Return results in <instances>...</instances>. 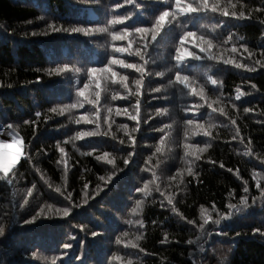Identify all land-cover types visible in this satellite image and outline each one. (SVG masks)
Instances as JSON below:
<instances>
[{"label":"trees","instance_id":"16d2710c","mask_svg":"<svg viewBox=\"0 0 264 264\" xmlns=\"http://www.w3.org/2000/svg\"><path fill=\"white\" fill-rule=\"evenodd\" d=\"M184 2L195 6L196 0ZM213 3L217 12L173 18L175 0H0V125L11 124L24 144L10 172L0 171V226L6 233L0 237V264H264V197L257 187H264V0ZM161 11L170 16L146 52L138 34L112 39L124 27L113 19L127 13L124 24L149 27ZM49 24L69 30L52 31ZM72 27L89 31L74 33ZM185 31L197 34L186 41V50L203 58L186 57L177 66L175 49ZM199 36L212 40L216 59L196 47ZM124 47H139L148 63L114 51ZM113 57L145 68L136 121L116 110L135 114L139 73L112 66L129 77L127 89L102 72L88 78L89 68L108 66ZM65 66L68 71H55ZM178 67L191 87L204 89L203 99L175 81ZM84 84L88 100L99 92L95 104L79 95ZM97 109L99 127L85 123L84 117L97 119ZM77 132L98 134L77 139ZM129 135L135 153L124 165L132 151ZM244 195L246 205L240 204ZM201 207L213 219L217 211L232 215L220 225L209 222L202 232ZM36 213L34 222H25Z\"/></svg>","mask_w":264,"mask_h":264},{"label":"snow or ice","instance_id":"6c2138e0","mask_svg":"<svg viewBox=\"0 0 264 264\" xmlns=\"http://www.w3.org/2000/svg\"><path fill=\"white\" fill-rule=\"evenodd\" d=\"M125 2L126 3H132V0H125ZM116 7L120 8L121 4L117 3ZM209 9L212 12H217L218 11V6L215 3L210 5L209 4V0H196L195 6L193 5V3H185L184 0H175V10L171 13V16L173 18H175L176 16H182V15H187V14L200 13L202 11H208ZM221 14L224 15V16H227L229 13L226 10H221ZM232 15L236 16V13L232 12ZM169 16H170V12L169 11H161L160 14L157 17H155V20L151 24V26H149V27H137V26L130 25V24H124L125 20L130 19V14L125 13L123 16L117 17L116 19H113L111 21L112 24H122V25H124L123 31H121V32L113 31L111 33L112 39L113 40H128L130 35L131 36H135V35L138 34L141 37V43L143 44L144 50L146 52V50L150 46V42L151 41H155L157 39V36L159 35L160 31L164 28V26H165V18L169 17ZM240 16L243 17V13H241ZM48 27L52 31H61V30L68 31L69 30V29L58 28L54 24H49ZM130 28L132 30L131 33L129 32ZM70 31L74 32V33L84 32L85 34H87L89 30L85 29V28H81V27H72L70 29ZM32 34L35 35L36 33L34 32ZM196 35L197 34L195 32H193V31H185L183 33V35L179 38V45L175 49V61L177 62V66L182 64L185 61L186 57H191L194 60H200V59L203 58V57L195 54L194 52L187 51L186 48H185L186 41H188L189 38H191V37H196ZM196 47L199 48V51L201 53H207L208 54L207 55L208 59H216L217 58L214 55H212L211 51H210L213 48L212 40L205 39L204 36H199L197 38V41H196ZM114 51L116 53H125V52H127L129 56H132V55L138 56L140 58V60L143 61L144 64L148 63L147 60H145V56L143 54H141V50H140L139 47L134 52L129 51L128 47L115 48ZM233 51H235V49H233ZM224 63L228 64V63H232V61L224 60ZM113 65H119V67L122 68V69H134L135 72L140 74L139 78L134 80V83H135V86H136V92L134 93V95L136 97L135 114L128 113V110L126 108L122 109V110L121 109H117L116 110V115H120L121 112H123V114L129 116L130 120L136 121L137 120V116H138L139 111H140V107L139 106H140L141 101H140V98H139V93H140V89H141V87H142V85L144 83V79H145V68L142 65H139V64H136V63H128V62H126L125 59H116L115 57H113L110 61H108V66H105V67H102V68H96V67L89 68L88 69V78L90 80H92L93 77H95L98 72H102V73L108 75L113 80H117V77H118L117 82L119 84H122L124 86V88L127 89L128 88L127 81L129 79V77L127 75H120L117 71H114L113 68H112ZM236 67L240 68V67H247V66L246 65H241V64H236ZM248 70L249 71H255L254 68H249ZM55 71H57V72H66V71H68V69H67V66H65L62 69H55ZM75 71H80V70L79 69H75ZM158 75L162 76L163 73H158ZM209 79L211 80V77ZM175 81L178 82L179 84H183L186 87H188L190 89L191 93L194 96H200L201 99L204 98V89L200 88V90L197 91L196 88L191 87V84L189 83V77L187 75H181L179 67L177 68V71L175 73ZM211 82L213 84L217 83L216 80H211ZM88 87H89V84H84L83 88L79 92V95L81 97H85V100L89 104H95L96 101L99 99V92L96 93V98L95 99L88 100L87 97L85 96V92L87 91ZM96 87L99 88L98 81L96 82ZM252 87L255 88L256 86L252 85ZM153 91L160 92L161 89L160 88H155V89H153ZM236 93H237L236 99L239 100L241 95H242V93L240 92L239 88L236 89ZM113 99H115V97H113ZM81 106H83V105H81ZM70 107H76V105L73 104ZM208 107L211 108L212 105L208 104ZM51 111L56 112L57 109L53 108V109H51ZM244 111L247 112V111H250V109L246 108ZM111 112H112V110L108 109L109 115L111 114ZM160 114H162V113H160ZM35 116L39 117L40 113L39 112L35 113ZM96 116H97V119L95 121L89 120L88 117H84L83 118L84 122L85 123H93V122H95L97 124V126L99 127V119H98V117H99V109H97V111H96ZM34 122L35 121H32V123H34ZM80 122L81 121L79 119L76 120L77 124H79ZM25 123H29V121H25ZM186 123L189 124V125H192L194 123V121L189 119V120L186 121ZM232 124L235 125L236 121L232 120ZM7 127L9 129H11L12 125L8 124ZM108 127H109V129H111V124H109ZM138 127H139V125H137L136 128H133L132 131L135 132ZM164 127L167 128L168 125H165ZM200 127H203V126L201 125ZM120 128L127 130L128 125L127 124H121ZM161 131H163V129H161ZM97 134H98L97 132H86V133L85 132H77L76 138L79 139V138H82L84 136H95ZM107 134L108 133H105V135H107ZM205 135H208V133L205 132ZM238 135H239V130H237V136ZM113 138H115V137H113ZM233 139H236V137L234 136ZM15 141H18V140H14V142ZM0 143H3L5 145V147H6V149H7V146L9 144L7 143V141L5 139H0ZM124 143H125L124 140L120 141V144L123 145ZM128 143H129V146L132 148V151H129L128 154H127V158L123 160L124 165H127L129 163L130 159L132 158V156L135 153V138H134V136H132V135L128 136ZM161 143H163V141H161ZM57 147H59L60 152L63 154L64 151H65L64 148L60 147V145H57ZM189 147H194V146L187 145V144L185 145L186 149L189 148ZM160 150H161L160 147H156V152H160ZM84 154L87 155L88 153H84ZM245 154L246 155L251 154L250 148H249V151L246 152ZM107 155L108 154L105 153V156H107ZM97 159L99 160L100 157L98 156ZM107 163L108 164H113L114 161L109 159V160H107ZM220 167L223 168L224 165L221 164ZM8 171H9V167H6L5 171H3V172L4 173H8ZM228 171L232 172L233 170L231 168H229ZM189 173L192 174L191 169H189ZM237 175H239L238 172H237ZM0 179H3V177H0ZM100 179L103 180L104 177H100ZM10 182L11 181H9V183ZM33 187H35V185H33ZM87 187H88V185L85 184L84 188L86 189ZM97 187L99 188V186H97ZM257 187L260 189L261 196L264 197V187H261L260 185H257ZM146 189H147V185H145V187L143 189H140V191L141 192H145ZM59 191H60V189H57V192H59ZM243 192L245 194H247L249 192V188L247 186V181L244 182ZM97 194H98V192H97ZM28 195L29 196L32 195V190L31 189L28 190ZM229 195L231 197V193ZM67 199L69 201L71 200V194L70 193L68 194ZM24 202L27 203V200H25ZM85 202H87V201H85ZM141 203H142V201H139V200L136 201L137 207H139L141 205ZM246 203H247V195L241 196L240 197V204L246 205ZM168 204L172 205L171 197H169V199H168ZM227 207L229 209H236L237 211L239 210L238 206L235 205V204H232V203H229L227 205ZM212 209L216 210L215 204L212 205ZM69 211H70V208L69 207H65L63 209L64 215L67 216ZM134 211H135V209H134ZM173 211H175V206L174 205H173ZM200 212H201V219H202L203 222L199 223L197 226L202 232L205 231V225H207L209 222H211L214 225H220L222 220H226V219L230 218L231 215H232L231 212L222 213V212H218L217 211V218L213 219L212 214L210 212H206V210L203 207H201ZM39 215H40V213H36V214H34L31 217V220H28V221H25V222L26 223L34 222L39 217ZM181 218L183 219V217H181ZM188 223L189 224H196L197 222L194 221V220H189ZM5 234H6L5 233V228L3 226H0V237H3ZM92 234L94 236L97 235V233H95V232H93ZM124 235H127V233H125ZM138 239H139V237H138ZM165 241H166V237H165V240L161 241V243H163ZM117 242L119 243L120 241L117 240ZM188 243L191 244L192 241H188ZM64 247H69V245L65 244ZM230 250L231 249H229V251ZM52 264H56V260L55 259L52 261Z\"/></svg>","mask_w":264,"mask_h":264},{"label":"rangeland","instance_id":"374dc122","mask_svg":"<svg viewBox=\"0 0 264 264\" xmlns=\"http://www.w3.org/2000/svg\"><path fill=\"white\" fill-rule=\"evenodd\" d=\"M2 131L7 132V134L10 135L11 137L14 136L15 140H19V138L21 139V142L19 140L17 145L11 144L9 145V147H7V149L4 144L1 145L4 147L0 148V171H5L6 167H9V171H8L9 173L12 167L16 165L18 160L21 158L23 154L24 144H23V139L19 137V134L13 128L9 129L7 126L0 125V133Z\"/></svg>","mask_w":264,"mask_h":264},{"label":"bare ground","instance_id":"6f19581e","mask_svg":"<svg viewBox=\"0 0 264 264\" xmlns=\"http://www.w3.org/2000/svg\"><path fill=\"white\" fill-rule=\"evenodd\" d=\"M260 31H261V30H260ZM257 43H258V42H257ZM257 51H258V50H257ZM225 52H228V51H225ZM252 52H253V51H252ZM255 53H256V52H255ZM227 54H228V53H227ZM227 54H226V55H227ZM260 56H263V55H260ZM255 57H256V56H255ZM227 58H228V56H227ZM237 58H238V57H237ZM261 59H262V58H261ZM253 60H254V59H253ZM236 61H237V60H236ZM241 62H242V61H241ZM241 62H240V63H241ZM234 63H236V62H234ZM227 65H228V64H227ZM258 65H259V64H258ZM242 68H243V67H242ZM220 82H221V81H220ZM220 90H221V88H220ZM221 92H222V91H221ZM226 94H227V93H226ZM226 94H225V95H226ZM218 96H219V95H218ZM224 99H226V98H224ZM222 102H223V101H222ZM242 129H243V128H242ZM5 130H6V129H5ZM13 133H15V132H13ZM1 135H2V136H1ZM17 137H18V136H17ZM19 137H21V136H19ZM19 137H18V138H19ZM0 139H5L9 145H11V144H16V145H17L19 140H20V142H21V139H20V138H19L18 141H15V142H14V140H15V139H14V136L11 137L10 135L7 134V132H3V131L0 133ZM250 139H251V138H250ZM1 145H3V143H0V148H1V147H4V146H1ZM9 145H8L7 147H9ZM17 147H18V146H17ZM9 149H10V148H9ZM12 150H13V149H12Z\"/></svg>","mask_w":264,"mask_h":264}]
</instances>
